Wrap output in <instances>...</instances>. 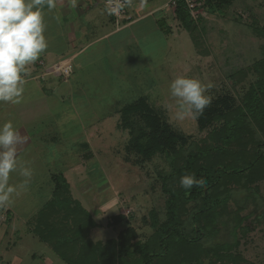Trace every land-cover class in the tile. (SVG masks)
Wrapping results in <instances>:
<instances>
[{
  "label": "rangeland",
  "instance_id": "rangeland-1",
  "mask_svg": "<svg viewBox=\"0 0 264 264\" xmlns=\"http://www.w3.org/2000/svg\"><path fill=\"white\" fill-rule=\"evenodd\" d=\"M164 1L161 0L162 3ZM166 9L167 13L173 12L170 8ZM216 11L214 14L206 13L202 9L199 11L205 27L198 28L194 35L181 27L173 12L166 21L170 26L158 23L160 30L154 29L147 34L146 42H139L140 44L129 50L135 56L134 64L130 60L125 61V51H121L118 54L122 55L118 58V65L111 62L112 60H102L98 72L91 64L87 65L85 70L88 79L79 81L84 87L81 88V95L78 91L74 92L75 103L77 102L74 103L75 106L71 107L72 103L67 104L66 112L61 111L63 109L60 107L51 111L58 120L72 124L63 126L72 134L79 132L78 124L87 125L89 118L107 116L101 121L102 126L90 129L86 135L91 142V158L78 156L80 163L86 164L91 175L85 173L81 176H69L73 196L82 201L99 223L90 232L92 240L114 238L120 230L128 226L134 227L140 237L145 239L153 231L149 225L151 211L158 214L160 221L165 218V200L168 195L161 191L158 173L169 169L167 160L158 153L142 162L139 161V155L126 148L131 136L128 130L116 126L120 112L112 115L111 109L117 107L114 101H119L118 107H121L122 104L132 103L134 100H147L169 123L172 130L188 137L184 143L188 146L192 141L204 137L208 128L199 129L196 120L190 118L183 121L175 118L176 104L169 88L172 80L178 76L199 79L204 85H211L206 95H210L212 101L218 95L226 94L237 104L249 83L257 78L256 73L251 71L236 85L228 74L252 64L264 55V37L253 29L255 24L264 25V0H234L230 5ZM202 26L203 24L200 25ZM43 78L45 77L39 78L42 83L45 82ZM71 81L68 80V85ZM84 96L96 100L99 110L94 106L83 105L80 99ZM59 106L65 109V103ZM38 126L33 128L35 135H39ZM97 133H100L98 137ZM55 153L51 151L52 155ZM33 156L31 146L25 147L18 154L20 163L35 172L26 189L19 190L12 197L10 206L13 217L6 215L4 210L0 212V264H66L33 233L35 216L29 220L20 217L29 213L33 215L45 201V196H42L43 200L39 197L43 192H36L40 185L44 191L50 190L48 174L41 173L38 163H35L37 166L31 164ZM49 168L56 172L59 164L54 162ZM17 170L10 176V180L13 178V185L23 181L18 175L19 167ZM85 181H89L88 184L91 181L90 187L81 191V183ZM247 189L235 187L227 206L229 211L241 207L240 213L246 216L243 225L249 226L245 235L238 232L240 242L236 252L244 259L240 264H264V181L251 186L250 190ZM193 208V202L186 204L183 219L187 230L190 229L189 217ZM102 211L104 215L101 214ZM118 213H123L126 220L107 225V216ZM230 240L227 228L220 226L219 233L210 239L209 244ZM203 260V264H217L209 262L208 257Z\"/></svg>",
  "mask_w": 264,
  "mask_h": 264
},
{
  "label": "trees",
  "instance_id": "trees-1",
  "mask_svg": "<svg viewBox=\"0 0 264 264\" xmlns=\"http://www.w3.org/2000/svg\"><path fill=\"white\" fill-rule=\"evenodd\" d=\"M233 1L205 0L203 10L214 14ZM174 16L190 34L205 27L202 14L191 16L182 0L177 2ZM253 29L264 37V25L255 24ZM251 71L257 78L237 104L226 94L218 95L204 110L196 122L208 132L188 146L184 144L188 137L172 130L147 100L122 108L118 128L131 136L126 148L142 162L160 153L169 165L158 173L161 191L168 195L165 218L160 221L151 211L153 231L147 238L128 226L114 238L92 240L90 232L99 223L72 196L61 173L51 175V196L34 217L33 233L66 264H203L205 257L217 264H240L244 259L236 252L238 232L245 235L249 226L243 225L246 216L240 213L241 207L229 211L227 206L235 187L250 190L264 181V55L228 74L237 85ZM185 174L203 177L204 186L186 191L179 184ZM189 202L194 208L187 230L183 216ZM108 218L107 225L126 220L123 213ZM220 226L227 228L231 240L210 245Z\"/></svg>",
  "mask_w": 264,
  "mask_h": 264
},
{
  "label": "crops",
  "instance_id": "crops-1",
  "mask_svg": "<svg viewBox=\"0 0 264 264\" xmlns=\"http://www.w3.org/2000/svg\"><path fill=\"white\" fill-rule=\"evenodd\" d=\"M125 1L127 3L126 11L130 19H124L118 24L104 5V0H55V7L52 9H48L45 4L43 7L44 35L48 47L41 53L35 63L27 66L26 84L24 85L25 90L21 103L0 102V125L11 121L20 135L26 139V143L18 145L17 153L19 154L25 147L31 146L34 153L31 164L34 166L35 163H38V166H36L41 173L46 172L48 174L50 190L46 192L40 185V188L36 191L37 193L43 192L39 195L41 200L44 198L42 196H45V201L39 205L40 207L51 196L52 174L61 173L65 177L72 196L69 176H81L85 173L88 176L91 175V172L86 169V164L80 163L78 156L91 158L92 153L89 154L92 150L91 142L86 135L90 129L102 126L100 125L101 121L107 117L103 115L101 118H89L87 125L78 124L79 132L72 134L71 131L67 132L66 128L63 127L65 125L72 126V124L58 120V117L55 114L52 115L51 111L60 107V109H63L61 111L66 112L67 104L72 103L71 107L75 106L77 102L75 103L76 98L74 96L76 94L74 92L78 91L77 93L82 94L81 88L84 86H81L80 83L82 82L79 81L88 79V73L85 70L87 65L91 64V67L96 71L99 70L102 60H112L111 62L118 65L120 64L118 58L122 57L118 54L121 51H125V61L130 60V63L134 64L135 56L129 50L140 44L139 42L142 44L146 42L147 34L153 32L154 29L160 30L158 23L170 26L166 24V21L168 20L167 17L171 16L173 12L167 13L166 11L168 0L163 3L161 0ZM144 45L146 46L145 43ZM62 61H69L71 64V72L65 79L60 77L61 75L58 73L49 72L50 69ZM47 73L50 75H47ZM40 76L45 77L43 78L44 83L39 80ZM70 79L72 81L68 85L67 82ZM80 100H82L83 105L94 106L99 110L96 100H90L85 96ZM136 102L137 100H134L132 103H124L121 107H118L119 101H114L118 108L111 109V111L113 110L111 113L114 115V113L121 112L123 107ZM57 103L59 105L65 103V109ZM88 111L92 112L91 110ZM93 111L95 110L93 109ZM119 122L120 117L117 119V127ZM36 125H39V135H35L36 133L33 130ZM99 134L97 133L96 137ZM91 138H94V136H91ZM51 151L57 153L52 155ZM57 155H59V158ZM54 162L59 164V169L56 172L50 171L49 168ZM46 169L48 170L45 171ZM32 171L35 172L34 169ZM12 174L13 172L10 176ZM20 177L22 180L25 179L21 175ZM88 182L81 183V191H85L90 187L91 181L89 184ZM9 183L14 184L13 178L9 180ZM74 198L88 210L79 198ZM39 208L35 210L33 215L29 213L20 217L29 220L36 215ZM3 210L6 215H11L10 204L3 207ZM88 211L90 212V210ZM101 214L104 215L105 213L102 211ZM11 216L13 217V215Z\"/></svg>",
  "mask_w": 264,
  "mask_h": 264
},
{
  "label": "clouds",
  "instance_id": "clouds-1",
  "mask_svg": "<svg viewBox=\"0 0 264 264\" xmlns=\"http://www.w3.org/2000/svg\"><path fill=\"white\" fill-rule=\"evenodd\" d=\"M55 7V0H0V102L21 103L26 84L27 66L35 63L47 47L44 35L43 7ZM211 85L199 79L178 76L170 83V95L176 104L175 118L198 120L212 103L206 95ZM26 143L11 121L0 125V208L9 205L14 194L26 189L33 171L19 161L17 147ZM19 167L22 183L11 185L10 174ZM180 187L191 191L203 187V177L185 174Z\"/></svg>",
  "mask_w": 264,
  "mask_h": 264
},
{
  "label": "built area",
  "instance_id": "built-area-1",
  "mask_svg": "<svg viewBox=\"0 0 264 264\" xmlns=\"http://www.w3.org/2000/svg\"><path fill=\"white\" fill-rule=\"evenodd\" d=\"M178 1L179 0H168L166 3V7L170 8L174 12ZM182 1H184L191 16L196 17L198 12L201 9L203 10V2L205 0H182ZM104 5L112 14L117 24L124 19H130V16H128L126 11L127 3L125 0H104ZM49 72L60 73L64 77H67L71 72V64L69 61H62L56 64V66H54L52 69H50Z\"/></svg>",
  "mask_w": 264,
  "mask_h": 264
}]
</instances>
